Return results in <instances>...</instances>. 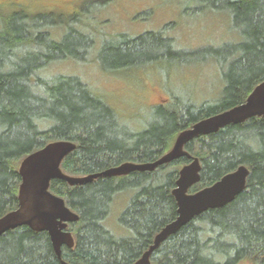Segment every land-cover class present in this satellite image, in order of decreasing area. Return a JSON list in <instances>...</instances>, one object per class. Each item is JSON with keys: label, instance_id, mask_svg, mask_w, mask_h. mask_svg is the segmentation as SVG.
<instances>
[{"label": "trees", "instance_id": "trees-1", "mask_svg": "<svg viewBox=\"0 0 264 264\" xmlns=\"http://www.w3.org/2000/svg\"><path fill=\"white\" fill-rule=\"evenodd\" d=\"M207 4L225 8L241 27L240 41L222 44L217 50L228 57L221 94L199 103L170 97L156 105L151 120L140 130L80 77L42 75L53 62L84 59L91 35L65 27L61 37L54 39L43 16L5 17L0 7V216L17 206L20 161L48 142L76 144L60 165L69 175H86L125 161H154L171 148L181 130L245 101L264 80V0H210ZM159 36L130 37L123 43L129 47L125 53L104 46L105 61L115 57L110 66L115 69L138 64L148 57H143L146 49ZM178 54L181 50L172 53ZM159 57L163 55L149 56ZM185 149L201 161L200 180L189 192L212 184L240 164L250 171L246 187L229 204L204 211L169 236L151 253L150 264H264V118L226 125L186 143ZM188 161L182 157L152 171L101 177L81 186L51 180L50 191L79 215L68 226L74 246L62 248V259L132 264L175 218L171 190ZM126 189L134 195L119 222L128 233L115 235L104 220L112 200ZM0 264H58V258L47 232L21 226L0 235Z\"/></svg>", "mask_w": 264, "mask_h": 264}, {"label": "rangeland", "instance_id": "rangeland-1", "mask_svg": "<svg viewBox=\"0 0 264 264\" xmlns=\"http://www.w3.org/2000/svg\"><path fill=\"white\" fill-rule=\"evenodd\" d=\"M208 2L0 0V7L5 17L16 13L30 15L25 19L43 16L54 39L61 37L65 27L91 35L92 44L83 53L84 59L53 62L43 69L42 75L80 77L94 92L106 96L110 105L140 130L151 120L156 105L170 97L199 103L221 94L228 57L217 50L222 44L240 41L241 27L232 22L231 15L225 16L228 12L225 8L213 7ZM147 33L160 36L146 49L147 55H143L148 56L146 59L116 69L110 67L115 57L105 61L104 46L125 53L129 49L123 44L125 40ZM197 49L203 51L189 53ZM175 50H181V54L172 55ZM156 53L163 57L149 58ZM133 195L132 189L121 190L111 202L104 225L115 235L128 233L119 216Z\"/></svg>", "mask_w": 264, "mask_h": 264}, {"label": "water", "instance_id": "water-1", "mask_svg": "<svg viewBox=\"0 0 264 264\" xmlns=\"http://www.w3.org/2000/svg\"><path fill=\"white\" fill-rule=\"evenodd\" d=\"M251 117L264 118V80L254 86L244 102L199 119L190 127L181 130L171 148L154 161H125L98 172L80 176L69 175L61 170L60 165L65 156L76 148V144L70 140L48 142L20 161L18 173L21 181L17 206L0 216V235L21 226L34 231H45L58 258V264H81L62 259V246H74L72 233L65 229L69 223L77 221L79 215L61 196L50 191L51 180L58 179L70 186H81L101 177L122 176L133 171H152L175 159L187 157L189 161L179 169L175 186L171 190L176 202L175 218L154 235L152 243L132 263L150 264L151 253L169 236L204 211L229 204L246 187L250 171L246 165L240 164L212 184L189 192L200 180L201 161L185 149V144L199 136H208L226 125L241 123Z\"/></svg>", "mask_w": 264, "mask_h": 264}, {"label": "flooded vegetation", "instance_id": "flooded-vegetation-1", "mask_svg": "<svg viewBox=\"0 0 264 264\" xmlns=\"http://www.w3.org/2000/svg\"><path fill=\"white\" fill-rule=\"evenodd\" d=\"M225 16H230V13H227ZM69 224H71V223H69ZM69 224L67 225V227H66L65 230H68V226H69ZM68 231H69V230H68ZM70 232H71V231H70ZM64 247H67V246L63 245L62 248H64Z\"/></svg>", "mask_w": 264, "mask_h": 264}]
</instances>
